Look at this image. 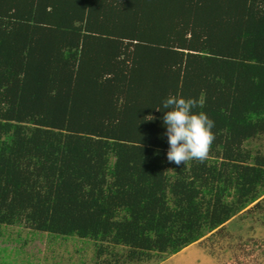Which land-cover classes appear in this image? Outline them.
Wrapping results in <instances>:
<instances>
[{
    "label": "trees",
    "instance_id": "16d2710c",
    "mask_svg": "<svg viewBox=\"0 0 264 264\" xmlns=\"http://www.w3.org/2000/svg\"><path fill=\"white\" fill-rule=\"evenodd\" d=\"M169 94L203 163L167 161ZM262 134L264 0H0V224L162 260L261 207Z\"/></svg>",
    "mask_w": 264,
    "mask_h": 264
},
{
    "label": "rangeland",
    "instance_id": "374dc122",
    "mask_svg": "<svg viewBox=\"0 0 264 264\" xmlns=\"http://www.w3.org/2000/svg\"><path fill=\"white\" fill-rule=\"evenodd\" d=\"M244 147L264 152V134L247 140ZM263 197L260 208L241 211L220 232L208 233L162 260L153 255L129 261L127 247L105 243L109 252L97 256L99 242L88 238L51 235L22 224H0V264H108V260L110 264H264Z\"/></svg>",
    "mask_w": 264,
    "mask_h": 264
},
{
    "label": "clouds",
    "instance_id": "9594fccd",
    "mask_svg": "<svg viewBox=\"0 0 264 264\" xmlns=\"http://www.w3.org/2000/svg\"><path fill=\"white\" fill-rule=\"evenodd\" d=\"M162 106L168 110L163 116L166 131L162 134L167 137L169 145L167 161L177 167L193 160L203 163L208 158L216 138L212 131L215 122L204 112L194 111L201 105L192 98L185 99L169 94L163 100ZM156 110L161 111L159 108ZM144 119L151 121L155 117L148 115Z\"/></svg>",
    "mask_w": 264,
    "mask_h": 264
}]
</instances>
